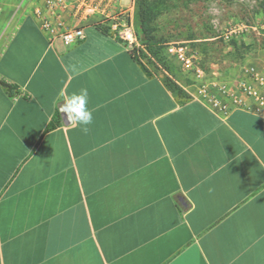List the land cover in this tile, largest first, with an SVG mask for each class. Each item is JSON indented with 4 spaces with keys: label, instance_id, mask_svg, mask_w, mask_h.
Listing matches in <instances>:
<instances>
[{
    "label": "crops",
    "instance_id": "0c3cea01",
    "mask_svg": "<svg viewBox=\"0 0 264 264\" xmlns=\"http://www.w3.org/2000/svg\"><path fill=\"white\" fill-rule=\"evenodd\" d=\"M65 2L79 43L43 31L36 0L0 41V264H264V114L149 74L108 29L129 0ZM247 58L264 70V48ZM81 88L87 133L59 110Z\"/></svg>",
    "mask_w": 264,
    "mask_h": 264
},
{
    "label": "rangeland",
    "instance_id": "374dc122",
    "mask_svg": "<svg viewBox=\"0 0 264 264\" xmlns=\"http://www.w3.org/2000/svg\"><path fill=\"white\" fill-rule=\"evenodd\" d=\"M32 1L34 0L0 1V15L5 10L0 17V41L13 29L19 6ZM261 1L148 0L153 13L150 23L152 35L169 70L155 68L147 58L144 61L151 71L173 81L177 72H183V69L166 57L165 47L171 42H186L199 51L200 66L214 80L240 78V69L244 70L243 66L249 62L247 56L264 48V11L260 6ZM89 2L91 0L85 1L86 4ZM137 2L138 0H129L128 6L114 12L132 24L134 31ZM3 3L4 6L1 5ZM21 13L22 10L19 14ZM243 24L247 25L244 32L225 38L228 30Z\"/></svg>",
    "mask_w": 264,
    "mask_h": 264
},
{
    "label": "built area",
    "instance_id": "2783aa9c",
    "mask_svg": "<svg viewBox=\"0 0 264 264\" xmlns=\"http://www.w3.org/2000/svg\"><path fill=\"white\" fill-rule=\"evenodd\" d=\"M83 5L88 13L101 9L96 0ZM42 5L33 10L43 31L52 39H59L69 46L79 43L85 38L83 26H70L61 16L67 8L65 0H40ZM109 32L121 39L129 48L138 45V39L132 24L118 14H113L108 25ZM247 29V25H238L225 33V38L239 35ZM165 55L192 77L196 85L193 96L203 100L213 108L228 113L233 107H240L256 113L264 114V70L256 65H248L237 80L235 87L227 81L214 80L199 64V51L186 42H171L165 47Z\"/></svg>",
    "mask_w": 264,
    "mask_h": 264
},
{
    "label": "trees",
    "instance_id": "16d2710c",
    "mask_svg": "<svg viewBox=\"0 0 264 264\" xmlns=\"http://www.w3.org/2000/svg\"><path fill=\"white\" fill-rule=\"evenodd\" d=\"M260 6L264 11V0L261 1ZM152 16L153 13L148 0H138L134 19L136 21L135 34L139 40V44L130 48V53L140 64L143 65L149 74H157L149 69L148 64L144 61V58H147L148 62H152L157 69L161 68L168 71L169 67L165 63L160 47L152 35V28L150 25ZM165 81L174 91H176L179 95H182V88L175 80L168 81L165 79ZM4 85L10 92H12L13 86L11 84L4 82Z\"/></svg>",
    "mask_w": 264,
    "mask_h": 264
},
{
    "label": "clouds",
    "instance_id": "9594fccd",
    "mask_svg": "<svg viewBox=\"0 0 264 264\" xmlns=\"http://www.w3.org/2000/svg\"><path fill=\"white\" fill-rule=\"evenodd\" d=\"M63 95V94H62ZM89 92L86 88H81L78 92L64 97L63 102L59 106L60 113L66 114L67 124L73 122L82 127V131L87 133L89 126L93 123V112L89 108ZM183 194L182 192H177Z\"/></svg>",
    "mask_w": 264,
    "mask_h": 264
},
{
    "label": "water",
    "instance_id": "95a60500",
    "mask_svg": "<svg viewBox=\"0 0 264 264\" xmlns=\"http://www.w3.org/2000/svg\"><path fill=\"white\" fill-rule=\"evenodd\" d=\"M61 114V117H62V120H63V122L65 123V124H67V120H66V114H64V113H60ZM183 202H185V200L184 199H181Z\"/></svg>",
    "mask_w": 264,
    "mask_h": 264
}]
</instances>
